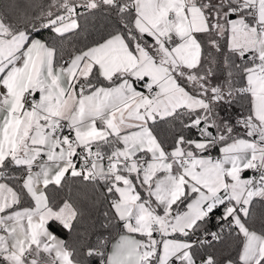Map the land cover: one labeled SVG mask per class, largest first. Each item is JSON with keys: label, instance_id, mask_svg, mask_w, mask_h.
I'll return each instance as SVG.
<instances>
[{"label": "snow or ice", "instance_id": "6c2138e0", "mask_svg": "<svg viewBox=\"0 0 264 264\" xmlns=\"http://www.w3.org/2000/svg\"><path fill=\"white\" fill-rule=\"evenodd\" d=\"M85 182L107 204L99 233L57 199ZM257 204L264 0L0 9V264H264Z\"/></svg>", "mask_w": 264, "mask_h": 264}, {"label": "trees", "instance_id": "16d2710c", "mask_svg": "<svg viewBox=\"0 0 264 264\" xmlns=\"http://www.w3.org/2000/svg\"><path fill=\"white\" fill-rule=\"evenodd\" d=\"M22 3L24 5L39 4L41 0H0V9L6 7L9 3ZM109 21L105 18L103 13L97 14V16L90 18L87 32L91 33L92 37H95L98 32H102ZM83 40V37H81ZM239 107H236L234 110L229 109L227 111L222 110V113L225 117L231 118L233 121L236 119L237 114L239 113ZM167 134L171 135L173 128L171 125L163 126ZM178 131V129H176ZM213 156L218 155L217 151H213ZM102 186L95 187L91 184L85 183H69L62 191L57 192V199L71 198L74 203H77L81 206H86L90 209V215L86 216L82 222V228L86 229L89 232L99 233L103 231L101 224L104 221L102 215L103 211L107 208V204L101 195ZM257 217L264 213V209H261L260 205L257 204L255 208ZM95 225V228H93ZM215 230V229H213ZM57 235H60L63 239H68L69 244L79 247L76 244V237L73 236L72 239H69L67 233L58 232ZM95 241V235H93V242ZM227 250H218L217 255L220 258L227 256Z\"/></svg>", "mask_w": 264, "mask_h": 264}, {"label": "built area", "instance_id": "2783aa9c", "mask_svg": "<svg viewBox=\"0 0 264 264\" xmlns=\"http://www.w3.org/2000/svg\"><path fill=\"white\" fill-rule=\"evenodd\" d=\"M251 173L249 172V175H250Z\"/></svg>", "mask_w": 264, "mask_h": 264}, {"label": "water", "instance_id": "95a60500", "mask_svg": "<svg viewBox=\"0 0 264 264\" xmlns=\"http://www.w3.org/2000/svg\"><path fill=\"white\" fill-rule=\"evenodd\" d=\"M249 174V173H248Z\"/></svg>", "mask_w": 264, "mask_h": 264}]
</instances>
